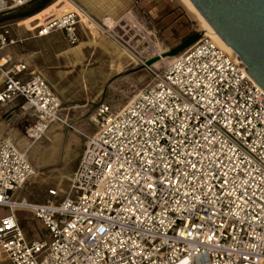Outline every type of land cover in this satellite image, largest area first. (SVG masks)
<instances>
[{
  "label": "built area",
  "instance_id": "obj_1",
  "mask_svg": "<svg viewBox=\"0 0 264 264\" xmlns=\"http://www.w3.org/2000/svg\"><path fill=\"white\" fill-rule=\"evenodd\" d=\"M35 1L0 0V13ZM78 25L135 62L158 56L157 30L133 9L96 19L78 6L34 30H61L74 45ZM10 26L0 22V49L16 42ZM236 56L202 32L121 107L100 102L61 196L52 187L40 202L16 198L36 171L2 138L1 253L12 264H264V90ZM7 62L0 58V106L19 99L34 115L27 136L40 138L54 121L73 128L46 79ZM19 210L43 225V238H27Z\"/></svg>",
  "mask_w": 264,
  "mask_h": 264
},
{
  "label": "rangeland",
  "instance_id": "obj_2",
  "mask_svg": "<svg viewBox=\"0 0 264 264\" xmlns=\"http://www.w3.org/2000/svg\"><path fill=\"white\" fill-rule=\"evenodd\" d=\"M76 1L85 5L80 0ZM153 1L155 0L151 1L149 4L150 6L154 3ZM162 1L164 5L155 9L152 13H148L144 10L146 6L142 10L144 11L145 18L150 21L151 26L157 30L159 38L158 53L160 57L163 56V54L167 55L168 51L171 49L182 45L190 35H200L202 33L197 21L179 0H156V4ZM35 3H37V1L28 4L26 8L31 7ZM149 5H147L148 9L150 8ZM17 13V9L0 13V22L10 24L13 32L16 33L18 38V41L13 46L16 47L19 44H23V46L29 44L32 48H42L41 46L44 48L49 45L53 48H59L60 53L58 56L61 64L59 68L62 70V74H57V76L51 75V77L54 76L55 85L57 84L59 91L65 93L69 97L71 103L86 104L85 109L88 110L83 113L80 118L85 120L87 123L86 125H89L90 131L92 132H94L95 126L93 122L89 121V117L93 114L98 102L105 101L115 107L114 109L119 108V105H123L129 101L137 93L138 89L149 82L152 70L163 66V64L160 66V63L155 61L156 58H152L149 62L144 64L135 62L131 55L129 56L115 41L100 32L94 37L92 33L86 30L87 35H82L79 41L74 45L68 44L60 32L58 34L59 36L50 43H42L41 40H38V38L32 35L33 32L18 30L16 28L15 21L20 18H7ZM102 43L109 49L114 50L117 57L111 58L107 56L101 47ZM77 44L81 45L83 53L77 52L75 47ZM39 55L42 58L43 64L52 62L54 58L52 50H46V48L42 49ZM90 70L94 72L87 74L86 83L87 86H89L87 89L88 96H86L85 93L84 96H81V74L84 72L86 76V73ZM41 75L51 84L49 78L42 73ZM104 75L108 76L104 83H102ZM17 102L15 101L0 106V121L3 123L6 131H19V137L26 138L24 137L25 135L27 136L26 129L33 123L35 118L25 113L20 107V103ZM67 120L73 125L74 121L69 120V118H67ZM73 129L77 132H81L77 127L73 126V128H70L65 126L62 129L64 137L66 138L68 132L73 131ZM51 132L52 131L48 132L49 135ZM48 133L45 131L42 135L46 136L52 142V138L49 137ZM29 140L32 142V145L25 151L26 157H28L36 171L33 182L28 186L30 200L37 202L39 196H44L46 189L52 186H58L59 188H63L64 192L67 191L69 177L77 163L78 157L75 155L76 146L74 145V143L77 142L72 141L68 145L69 147L66 149L68 156H63L62 149L53 159L35 165L34 158L31 157L32 153L43 158V155L38 149L44 150L49 142L43 136L36 140L33 138H29ZM69 140L70 138L67 140L66 146ZM55 145L57 146L56 143ZM33 226H35L37 233L43 232L39 222H33Z\"/></svg>",
  "mask_w": 264,
  "mask_h": 264
},
{
  "label": "crops",
  "instance_id": "obj_3",
  "mask_svg": "<svg viewBox=\"0 0 264 264\" xmlns=\"http://www.w3.org/2000/svg\"><path fill=\"white\" fill-rule=\"evenodd\" d=\"M83 2L85 5H82L78 3L76 0H53L49 2L47 5H45L43 8L40 10L34 12L33 14H30L28 16L22 17L20 19H17L15 21V26L18 30H24V31H31L33 32V36L38 38V40H41L42 43H50L53 39H56L59 35V32L63 35V32L61 30H53L50 33L43 35V36H37L36 31L34 30V27L37 26L38 24L42 23L45 17L53 15V14H60L61 11L67 10V9H75L78 6H81L85 8L94 18H100L103 15H111L112 17H119L122 15L125 11L129 9H133L135 14L138 17L144 18V10L147 11L148 13H152L155 9L159 8L160 6H163L164 3L163 1L156 4V0L153 1L154 3L149 5L152 0H80ZM147 5L150 6V8H147ZM163 20V18H162ZM11 27V26H10ZM11 34L13 37L16 38V42L18 41V38L16 36V33L13 32V29L11 27ZM82 35H87L86 30L81 27L80 25L77 26V36H78V41L79 38ZM93 35H97L96 33L93 32ZM64 38V35H63ZM65 40V38H64ZM66 41V40H65ZM15 42V43H16ZM14 43V44H15ZM8 45L2 49H0V58L1 57H6L8 59V62L3 66V67H9L12 64L16 63H23L25 64L26 69L20 74L21 76L25 77L28 72H39L40 74L42 73L44 76L50 79L51 84L49 85L52 87V89L57 93L59 96L60 102H61V115L69 118V120L74 121L73 126L77 127L81 132H77L73 129V131H69L67 134V137H64L62 129L65 127L63 123L60 122H53L51 123L46 132L48 133L49 131H52L49 137H51L54 142L57 144V146L52 143L46 136L42 135L46 140L49 142V144L44 148V150H39L38 151L43 155V158L32 153V158H34L35 165L39 164L41 162H46L51 159H53L57 154L60 153V151L63 149V156L66 157L68 156V153L66 152V149H68V145L72 141H76L77 143H74L76 146L75 148V155L77 158V163L79 161V158L81 156L82 150L84 148V144L86 142L87 137L84 135L86 134L87 136L93 134L92 131H90L89 125H86L87 123L85 120H82L80 116L87 112L88 109H85L86 104H77V103H71L69 101V97L65 94L59 91V87H57V84L55 85L54 82V76L51 77V75H60L62 74V70L59 68L60 67V59L58 54L60 53V50L58 47L53 48L51 45L44 47L46 50L50 49L52 50L54 54V58L52 62H49L48 64H43L42 63V58L40 57L39 54H41V51L43 46L40 47H30L29 44H19L18 46L14 47L13 45ZM77 52L78 53H83L81 49V45L77 44L76 46ZM103 52L107 55L110 56L111 58H116L117 55L115 54L114 50L109 49L106 47L105 44L102 43L101 45ZM94 72L93 70H90L86 73L83 72L81 74V96H84V93L86 96H88V87L86 80H87V74ZM108 75H104V78L102 80V83L106 80ZM51 77V78H50ZM47 81V80H46ZM3 82V76L0 71V87L2 86ZM48 82V81H47ZM101 83V84H102ZM139 90V89H138ZM84 98V97H83ZM18 101V102H17ZM17 103L20 102V100H16ZM105 102V101H103ZM100 102L97 103V105ZM107 103V102H106ZM111 105L110 103H108ZM96 105V106H97ZM112 106V105H111ZM122 105H119L120 107ZM96 108V107H95ZM112 108H115L112 106ZM95 110V109H94ZM94 112V111H93ZM31 115V114H29ZM34 117V115H31ZM91 117V116H90ZM89 117V118H90ZM35 118V117H34ZM90 121V120H89ZM92 122V121H90ZM57 123V124H56ZM94 124V123H93ZM59 125V126H58ZM95 129L96 125L94 124ZM51 129V130H50ZM95 131V130H94ZM19 131L16 130H9L6 131V128H4L3 123L0 121V140L2 138H8L10 141H12L19 149L22 150V147H20L17 143L19 139H22L19 137ZM60 135V136H59ZM28 138L26 135L24 136ZM41 138V137H40ZM70 138L69 142H66ZM29 139V138H28ZM37 142V141H36ZM35 142V144H36ZM23 151V150H22ZM28 158V157H27ZM47 158V160H46ZM29 160V159H28ZM30 161V160H29ZM31 163V162H30ZM77 163L75 167L77 166ZM32 164V163H31ZM34 167V166H33ZM74 167V169H75ZM73 169V170H74ZM72 170V172H73ZM71 172V175H72ZM70 175V177H71ZM36 175L31 177L16 193L15 196L18 199H26L28 201L30 200V195H29V190L28 186L33 182V179ZM69 177V179H70ZM27 185V186H26ZM55 188H58L60 191V196L63 195L64 190L63 188H59L58 186H52ZM50 187V188H52ZM49 189V188H47ZM46 189V192H47ZM46 192L45 195L39 196L37 199V202L43 201L46 197ZM35 202V201H34ZM7 214V209L4 207H0V218ZM16 215L19 219V223L22 226L23 230L25 231V234L27 238H34V239H40L43 238L46 234V230L43 227V225L36 219H34L31 214L27 211L19 210L16 212ZM33 222H39L41 226V230L43 232H38L35 230V226H33ZM0 264H12L10 260L0 251Z\"/></svg>",
  "mask_w": 264,
  "mask_h": 264
},
{
  "label": "water",
  "instance_id": "obj_4",
  "mask_svg": "<svg viewBox=\"0 0 264 264\" xmlns=\"http://www.w3.org/2000/svg\"><path fill=\"white\" fill-rule=\"evenodd\" d=\"M225 46L236 53L244 71L264 90V0H189ZM190 35L168 51L175 55L197 40ZM149 62V61H147Z\"/></svg>",
  "mask_w": 264,
  "mask_h": 264
},
{
  "label": "bare ground",
  "instance_id": "obj_5",
  "mask_svg": "<svg viewBox=\"0 0 264 264\" xmlns=\"http://www.w3.org/2000/svg\"><path fill=\"white\" fill-rule=\"evenodd\" d=\"M181 2V4L185 7V9L194 17V19L197 21V23L199 24L200 26V29L202 32L205 33V35H208L212 38V40L217 44L219 45L220 47H222L224 50H226L227 52L229 53H232V54H236L233 49L227 45L225 46L224 43L218 38V36L213 32V30L208 26V24L202 19V17L197 13V11L194 9V7L191 5V3L189 2V0H179ZM78 9V7H76ZM64 11V10H63ZM62 12V11H61ZM60 12V13H61ZM58 15V14H56ZM90 25V24H89ZM92 27V26H91ZM94 33H98L97 30H94L93 27H92V31L91 33L93 34ZM102 34V33H101ZM104 35V34H103ZM126 53H128L126 51ZM128 55L130 56V54L128 53ZM174 58V55H166V54H163V56L160 57L159 53H158V56L156 57V60L155 61H158L160 63V66L162 64H167L168 62H170L172 59ZM160 68V67H159ZM141 89V88H140ZM139 89V90H140ZM132 99V98H131ZM121 107V106H120ZM90 121H92L91 117H90ZM54 122H60V121H54ZM53 123V122H52ZM60 123H63V122H60ZM51 124V123H50ZM57 124V123H56ZM59 126V125H58ZM48 128V127H47ZM46 128V130H47ZM44 130L43 133L46 131ZM51 130V129H50ZM47 133V132H46ZM86 137H88L86 134H84ZM42 136V135H41ZM23 137V136H22ZM38 139V138H37ZM36 140V139H35ZM18 145L20 147H22V150L23 152L25 153L26 155V150H28V148L31 147L32 145V142L28 139V138H22V139H19L17 141ZM52 143L55 144L54 140L52 139ZM33 148V147H32Z\"/></svg>",
  "mask_w": 264,
  "mask_h": 264
},
{
  "label": "trees",
  "instance_id": "obj_6",
  "mask_svg": "<svg viewBox=\"0 0 264 264\" xmlns=\"http://www.w3.org/2000/svg\"><path fill=\"white\" fill-rule=\"evenodd\" d=\"M51 0H37V3H35L34 5H32L31 7H21L18 8V13L15 15H12L11 17H7V18H12V17H18V18H22L25 16H28L30 14H33L34 12L40 10L41 8H43L45 5H47ZM36 2V1H35Z\"/></svg>",
  "mask_w": 264,
  "mask_h": 264
}]
</instances>
